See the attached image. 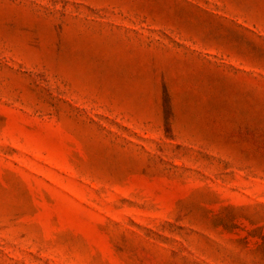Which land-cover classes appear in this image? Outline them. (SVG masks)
Returning a JSON list of instances; mask_svg holds the SVG:
<instances>
[{"label":"rangeland","instance_id":"obj_1","mask_svg":"<svg viewBox=\"0 0 264 264\" xmlns=\"http://www.w3.org/2000/svg\"><path fill=\"white\" fill-rule=\"evenodd\" d=\"M0 264H264V0H0Z\"/></svg>","mask_w":264,"mask_h":264}]
</instances>
